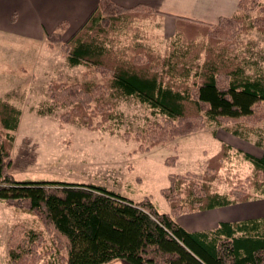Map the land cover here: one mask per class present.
Masks as SVG:
<instances>
[{
	"label": "trees",
	"instance_id": "trees-1",
	"mask_svg": "<svg viewBox=\"0 0 264 264\" xmlns=\"http://www.w3.org/2000/svg\"><path fill=\"white\" fill-rule=\"evenodd\" d=\"M262 1L237 0L235 12L214 24L174 17L175 39L163 55L120 39L135 21L163 16L145 4L126 8L99 0L66 41L59 32L65 23L46 35L61 43L69 65L86 67L82 81L49 85L48 97L64 108L61 122L110 127L119 122L110 96L132 97L162 117L143 133L123 134L147 141L143 151L215 125L244 140L256 136L262 152L240 153L251 172L235 184L224 178L231 185L225 193L213 184L222 180L227 143L201 173L169 174L161 194L170 212L160 213L149 198L133 201L100 185L15 181L10 151L20 111L0 101V200L40 226L13 228L7 241L12 264H39L49 256L53 264H264V216L193 232L176 221L182 214L264 198V79L246 73L231 47L241 32L264 33ZM92 73L101 76L99 83L86 79Z\"/></svg>",
	"mask_w": 264,
	"mask_h": 264
},
{
	"label": "rangeland",
	"instance_id": "rangeland-1",
	"mask_svg": "<svg viewBox=\"0 0 264 264\" xmlns=\"http://www.w3.org/2000/svg\"><path fill=\"white\" fill-rule=\"evenodd\" d=\"M19 25L21 27L20 21H16L8 23L7 28L0 27V101L9 102L20 111L10 151L9 174L15 181L100 185L133 201L149 198L160 213H169V205L161 194L168 186L169 174L201 173L207 160L219 151L221 143L229 144L231 150L219 171L222 180L214 183V188L225 193L231 187L226 179L235 184L250 174L252 167L240 153L260 156L262 150L255 145L257 137L252 135L244 140L215 125L147 151L141 150L147 141L125 139L123 134L125 131L130 135L143 133L162 117L132 97L110 96L119 119L110 127L90 129L61 122L64 108L48 97L49 85L82 81L86 67L69 65L66 54L60 49L61 43L46 38L49 33L20 32ZM131 30L120 35L124 43L134 42L162 55L175 39L174 31L164 29L161 16L135 21ZM59 32L61 42L72 35L65 28ZM231 47L246 73L264 79V33L254 28L241 32ZM86 79L99 83L101 76L92 73ZM262 216L264 198L182 214L176 221L187 230H206L224 219ZM15 226L40 227L34 216L0 200V264H12L7 241ZM39 264H53L52 256ZM108 264L129 263L117 260Z\"/></svg>",
	"mask_w": 264,
	"mask_h": 264
},
{
	"label": "crops",
	"instance_id": "crops-1",
	"mask_svg": "<svg viewBox=\"0 0 264 264\" xmlns=\"http://www.w3.org/2000/svg\"><path fill=\"white\" fill-rule=\"evenodd\" d=\"M98 1L99 0H0V27L7 28L8 23L14 24L16 21H20L21 27L20 25L17 27L20 32L25 31L24 33L39 35L42 32L51 33L61 23H65V31L68 30L70 34H73L95 9ZM110 1L126 8L135 7L139 4L148 5L154 11L163 14L164 29H171L172 31H174V17H185L214 24L220 17L231 16L235 12L237 5V0ZM38 26H40V28H38ZM223 221L233 222L240 220L224 219ZM218 222L206 230L214 229ZM187 231L193 232L203 230Z\"/></svg>",
	"mask_w": 264,
	"mask_h": 264
}]
</instances>
